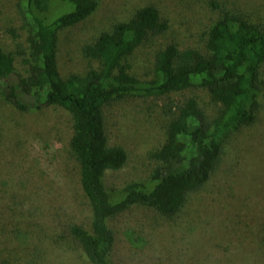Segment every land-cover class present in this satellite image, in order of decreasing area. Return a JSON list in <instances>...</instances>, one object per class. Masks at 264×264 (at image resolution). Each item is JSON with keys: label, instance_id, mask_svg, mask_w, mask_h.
I'll use <instances>...</instances> for the list:
<instances>
[{"label": "rangeland", "instance_id": "374dc122", "mask_svg": "<svg viewBox=\"0 0 264 264\" xmlns=\"http://www.w3.org/2000/svg\"><path fill=\"white\" fill-rule=\"evenodd\" d=\"M98 1L89 18L60 34L63 77L98 67L83 55V47L146 6L157 7L169 29L129 57L145 78L154 73L158 51L171 44L205 50L206 31L222 8L264 16V0ZM213 1L222 7L215 8ZM18 6L19 0H0V46L7 52L17 43L27 46ZM16 65L24 71L21 57ZM190 92L132 97L107 108L109 143L129 155L122 169L107 172L109 188L150 179L157 166L152 152L166 142L177 106ZM210 114L215 116L216 109ZM73 133V119L63 109L20 111L0 88V264H93L66 234L70 222L90 228L91 217L71 148ZM111 226L116 264H264V96L257 121L229 137L217 170L180 213L167 218L154 208L135 206L112 219ZM128 230L144 237L146 245H133L125 236Z\"/></svg>", "mask_w": 264, "mask_h": 264}, {"label": "trees", "instance_id": "16d2710c", "mask_svg": "<svg viewBox=\"0 0 264 264\" xmlns=\"http://www.w3.org/2000/svg\"><path fill=\"white\" fill-rule=\"evenodd\" d=\"M98 7V0H19L27 46L17 43L13 52L0 46V88L3 98L20 111L53 107L71 115V148L91 217L90 228L70 222L66 234L93 264H116L112 219L135 206L173 218L209 182L229 137L257 121L264 96V16L245 8H222L206 31L205 50L171 44L158 51L154 73L145 78L133 70L129 57L150 37L169 29L160 10L146 6L83 47V55L98 67L63 77L60 34ZM12 33L19 37L14 29ZM184 90L191 92L177 106L166 142L152 152L157 166L150 179L109 188L107 172L122 169L129 155L123 146L109 143L107 108L132 97ZM211 109H216L215 116ZM44 149L51 151L48 145ZM125 236L135 246L147 243L132 230Z\"/></svg>", "mask_w": 264, "mask_h": 264}]
</instances>
